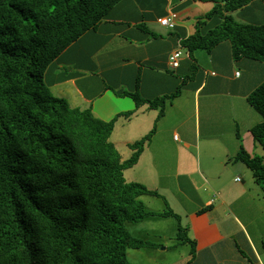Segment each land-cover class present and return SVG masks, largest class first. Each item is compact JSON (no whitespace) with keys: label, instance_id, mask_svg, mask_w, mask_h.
Wrapping results in <instances>:
<instances>
[{"label":"trees","instance_id":"16d2710c","mask_svg":"<svg viewBox=\"0 0 264 264\" xmlns=\"http://www.w3.org/2000/svg\"><path fill=\"white\" fill-rule=\"evenodd\" d=\"M117 1L0 0V264H130L127 250L147 243L131 236L128 223L178 218L171 210H147L141 196L157 191L124 176L154 128L129 144L132 153L123 159L111 140L115 119L72 106L44 82L47 65ZM212 1L182 46L210 51L228 40L235 59L264 62V22L232 15L252 0ZM179 92L130 96L161 115ZM248 101L261 115L250 132L264 148V80ZM234 159L250 168L264 192L263 156L241 145ZM179 239L195 246L187 233Z\"/></svg>","mask_w":264,"mask_h":264},{"label":"crops","instance_id":"0c3cea01","mask_svg":"<svg viewBox=\"0 0 264 264\" xmlns=\"http://www.w3.org/2000/svg\"><path fill=\"white\" fill-rule=\"evenodd\" d=\"M260 2L250 1L234 10L233 17L236 14L238 21L257 23L264 16ZM213 4L212 0H119L96 26L47 65L43 77L50 91L72 106L90 107L103 120L115 119L111 140L126 149L125 156L120 152L123 159L132 153L129 144L154 128L137 162L129 167L133 175L128 180L158 193L145 195L170 199L177 206V199L195 202L197 190L206 191V200L186 212L195 246L166 264H262L246 231L249 224L258 237V225L243 216L251 212L247 209L251 205L259 212L264 210L260 193L250 168L234 157L241 138L247 140L242 146L248 152H259L250 129L261 115L248 95L264 80V62L235 59L228 40L210 51L189 52L182 46L183 39L196 30V20ZM169 12L177 14L173 28L157 20ZM179 46L183 54L179 65L172 68L168 56ZM178 88L180 92L166 102L161 115L158 107L147 102L137 105L130 96L138 92L153 99ZM211 149L220 153H211ZM238 181L251 205H237L231 229L224 223L226 211L223 215L220 211L228 206L230 183ZM214 194L220 198L216 207ZM155 218L166 217H151Z\"/></svg>","mask_w":264,"mask_h":264},{"label":"rangeland","instance_id":"374dc122","mask_svg":"<svg viewBox=\"0 0 264 264\" xmlns=\"http://www.w3.org/2000/svg\"><path fill=\"white\" fill-rule=\"evenodd\" d=\"M256 1H261L260 3L262 4V8H260V12H262L264 15L263 0H256ZM234 15L236 18V14ZM263 22H264V16L261 19H259L256 24ZM193 137L194 136L192 135V138ZM241 139H242L240 141L241 145L245 146L244 142H247V140L246 139L243 140V138ZM117 147L119 148L120 152H122V154L125 156V154L127 153L126 149L121 144L117 145ZM210 152L220 153L217 150H213V149H211ZM255 154L263 156L264 159V148L260 145L259 152L258 153L255 152ZM132 175H133L132 169L128 168L124 170V176L126 180L132 178ZM238 178H240V176ZM161 183L164 184L163 179H161ZM241 184H242L241 181L230 183L229 191L227 193V198H226L229 207L228 206L227 208L221 207L222 211H220L222 215L226 211V213H224L226 218L224 223L227 227L230 226L229 228L231 229H234L235 227L233 214H238L236 210L237 205L247 206V203L251 205L249 203L248 197L241 192V188H240ZM255 187L256 189H258L257 191H259L260 193L259 196L261 198L262 207L264 209V192L259 184H256ZM214 196L216 198H214L215 201L213 206L216 207L219 204L220 198L216 194H214ZM206 198H207L206 191L203 189H198L193 199V201L195 202H190V201L187 202L185 199H180V200L177 199L178 205L174 206L173 204H171L170 199H162L160 197H154L149 195L142 196L141 199L146 204L147 210H156V211L171 210L177 214L178 218L166 217V218L151 219V217H147L144 221H140L138 223L135 222L128 223L127 229L131 234V236L136 239H141L147 243L143 247L129 248L127 250L129 263L130 264H166L168 262H173L174 259L177 258V256L185 255L189 253L192 246L191 242L186 241L184 243L181 242L179 243L180 240L179 238L185 236V233H187V235L190 237L188 230L185 229L187 226L186 212L190 210L191 205L195 206L198 201L203 202L206 200ZM247 209H250L251 212L243 214V216L245 217L244 220L248 221L249 219H252L255 223H257L258 225L257 227L259 228L258 231L259 236L258 237L255 236V234L253 233L254 230L252 229V227H249V224H246L247 227L246 231L248 233L247 235L250 241H252V245H253L252 247L256 249V251L260 255L262 264H264V210L262 212H259L256 208H253L252 205L248 206ZM221 221L222 220H220V222ZM165 246H168L166 251L160 250Z\"/></svg>","mask_w":264,"mask_h":264},{"label":"built area","instance_id":"2783aa9c","mask_svg":"<svg viewBox=\"0 0 264 264\" xmlns=\"http://www.w3.org/2000/svg\"><path fill=\"white\" fill-rule=\"evenodd\" d=\"M176 17H177V14L175 12H169L167 15L158 17L157 20L161 25L166 26L168 28H173L175 26ZM182 54H183L182 46H179L178 48L171 51V53L168 56V64L172 68H176L179 65V60ZM235 74L238 75L239 72L236 71ZM175 137L177 136L175 135ZM237 179L239 178L237 177Z\"/></svg>","mask_w":264,"mask_h":264}]
</instances>
